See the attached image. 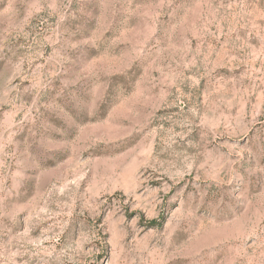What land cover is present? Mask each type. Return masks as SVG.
Here are the masks:
<instances>
[{"label":"rangeland","instance_id":"1","mask_svg":"<svg viewBox=\"0 0 264 264\" xmlns=\"http://www.w3.org/2000/svg\"><path fill=\"white\" fill-rule=\"evenodd\" d=\"M0 264H264V0H0Z\"/></svg>","mask_w":264,"mask_h":264},{"label":"trees","instance_id":"2","mask_svg":"<svg viewBox=\"0 0 264 264\" xmlns=\"http://www.w3.org/2000/svg\"><path fill=\"white\" fill-rule=\"evenodd\" d=\"M152 223L155 224L154 221Z\"/></svg>","mask_w":264,"mask_h":264}]
</instances>
